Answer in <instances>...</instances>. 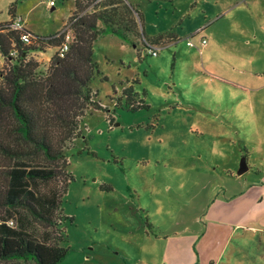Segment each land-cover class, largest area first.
Wrapping results in <instances>:
<instances>
[{
    "label": "rangeland",
    "instance_id": "rangeland-1",
    "mask_svg": "<svg viewBox=\"0 0 264 264\" xmlns=\"http://www.w3.org/2000/svg\"><path fill=\"white\" fill-rule=\"evenodd\" d=\"M18 2V17L41 38L63 32L74 9V0H56L54 9L45 0ZM130 2L140 14L145 38H133L131 44L102 35L93 42V59L101 72L91 83L95 104L80 120L79 138L66 144L68 168L59 167L60 174L47 188L62 190L67 172L72 181L61 194L52 226L35 220L30 226L37 238L51 235V244L68 250L59 264L161 263L164 244L157 238L191 226L200 202L190 196L203 193L209 179L223 181L220 165L228 159L215 129L240 124L219 116V99L225 96L220 81L233 73L237 61L249 65L261 60L259 42L243 31L250 27L243 14L234 10L222 16L230 0ZM145 40L159 48L157 57L147 55ZM50 55L32 57L42 66L39 72H46ZM5 69L6 64L0 77ZM225 106L248 113L243 105ZM256 109L260 135L233 138L237 143L249 139L258 149L264 145V105ZM108 117L114 118L112 126ZM11 221L17 227V218Z\"/></svg>",
    "mask_w": 264,
    "mask_h": 264
},
{
    "label": "trees",
    "instance_id": "trees-1",
    "mask_svg": "<svg viewBox=\"0 0 264 264\" xmlns=\"http://www.w3.org/2000/svg\"><path fill=\"white\" fill-rule=\"evenodd\" d=\"M140 22L130 0H74L70 50L64 59L56 54L45 73L31 54L56 47L63 34L41 38L12 31L10 22L0 25V52L6 60L0 77V262L59 264L67 256V249L50 243L51 235L37 238L30 226L32 220L52 226L72 181L67 172L62 190L47 188L59 167L68 168L66 144L79 138L80 120L95 104L91 83L101 72L93 42L114 35L135 44L133 38H145ZM24 34L35 41L24 44ZM14 45L16 58L9 55Z\"/></svg>",
    "mask_w": 264,
    "mask_h": 264
},
{
    "label": "crops",
    "instance_id": "crops-1",
    "mask_svg": "<svg viewBox=\"0 0 264 264\" xmlns=\"http://www.w3.org/2000/svg\"><path fill=\"white\" fill-rule=\"evenodd\" d=\"M230 1L228 6L222 7V16L234 10L243 14L242 20L250 25L243 31L259 42L258 47L261 48L257 50V55L261 56V60L255 58L249 65H241L237 61L231 67L233 73L223 76L220 81L219 89L225 90V96L219 99V104L223 105L219 116L226 122L240 124V128L236 129H215L224 148L223 155L226 154L228 159L220 165L225 169L223 181L222 178L209 179V186L204 188L203 193L190 196V200L200 202L199 210L193 211L196 218L191 226H180L178 230L166 232L163 239L157 238L164 244L160 264H264V145L259 144L256 149L249 139H240L237 143L233 138L260 135L256 106L264 105V0ZM18 3V0H0V25L18 17ZM45 4L48 7L46 0ZM24 25L25 30L30 32L25 21ZM234 48V55L240 57V50L236 45ZM53 49L56 51L50 55ZM57 49L50 47L44 52L32 53L31 57L50 55L47 59L50 63ZM259 61L261 64L257 65ZM47 63L45 70L49 66ZM5 64L6 60L0 52V68ZM225 104L243 105L248 113L237 114ZM243 117L248 121H244ZM228 143L231 144L230 149ZM242 168L246 170L239 175ZM200 215H204L201 221Z\"/></svg>",
    "mask_w": 264,
    "mask_h": 264
},
{
    "label": "built area",
    "instance_id": "built-area-1",
    "mask_svg": "<svg viewBox=\"0 0 264 264\" xmlns=\"http://www.w3.org/2000/svg\"><path fill=\"white\" fill-rule=\"evenodd\" d=\"M46 3L48 7L54 8L56 6V0H46ZM71 24H69L61 34H63V42L57 49V55L59 58L64 59L66 55L68 54L70 50V45L73 41V36L71 34L70 30ZM10 29L14 32L23 33L25 31V25L24 21L21 18L14 17L12 21L10 22ZM35 41V38L31 36L30 34H24L22 35V42L26 45L32 44V42ZM207 44L206 40H202L201 45L205 46ZM188 46L195 47V44L192 41L188 42ZM145 47L147 55L157 57L159 55V48L154 47L151 45L148 41L145 40ZM10 57L16 58L18 55L16 46H13V49L10 51ZM110 125H113L114 118H109ZM10 225H13V222L9 223Z\"/></svg>",
    "mask_w": 264,
    "mask_h": 264
},
{
    "label": "water",
    "instance_id": "water-1",
    "mask_svg": "<svg viewBox=\"0 0 264 264\" xmlns=\"http://www.w3.org/2000/svg\"><path fill=\"white\" fill-rule=\"evenodd\" d=\"M245 170H246L245 168H242V170H241V171H239V173H238V174H239V175H240V174H242V173H243Z\"/></svg>",
    "mask_w": 264,
    "mask_h": 264
}]
</instances>
